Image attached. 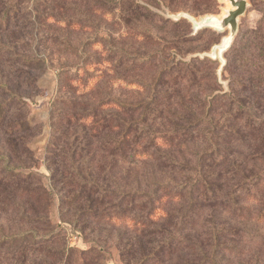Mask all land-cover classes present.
I'll return each mask as SVG.
<instances>
[{"label": "rangeland", "instance_id": "374dc122", "mask_svg": "<svg viewBox=\"0 0 264 264\" xmlns=\"http://www.w3.org/2000/svg\"><path fill=\"white\" fill-rule=\"evenodd\" d=\"M262 1L248 0L247 12L239 19L230 49L240 42V31L258 26L264 14ZM44 2L0 0V157L9 164L5 167L0 160V241L27 235L14 244L0 245V257H5L2 264H60V259L51 257L49 250H59L64 262L68 254L82 257L93 242L105 248L108 264H140L143 250L150 254L156 250L152 243L157 240L164 243L170 236L165 240L141 239L126 229L84 219L80 212L88 204L82 200L86 194L80 196L79 190L97 183L111 194L117 189L145 191L146 186L156 181L179 182L189 177L152 164L123 167L119 160L117 163L114 126H124L140 113L118 112L115 102L141 104L144 109L155 93L173 96L170 102L158 106L165 112V119L158 122L164 130L182 124L184 118L191 119L186 107L198 102L203 86L206 90L229 92V80L223 69L230 49L221 55L218 50L229 30L222 33L196 26L207 18H222L232 7L228 0H215L214 14L194 15L172 9L181 7L180 4L166 7L164 2L124 0L118 8L96 14L91 0L73 5L75 13L53 12ZM187 5L204 7L206 2L196 0ZM4 14L8 18L6 15L3 18ZM181 20L190 24L189 36L195 40H178L169 50L166 40L185 31L184 24L172 25ZM75 22L82 28L71 26ZM187 50L193 57H209L217 62L198 67L196 77L200 84L195 88L189 80L183 85L175 80L180 78L177 73L184 74L185 63L192 59L191 55L182 54ZM167 61L179 65L174 75L167 71ZM241 94L249 105L252 99L242 93V88ZM259 94L256 101L263 109L264 91ZM178 95L186 96L185 112L178 108L179 99H175ZM258 115L263 120L264 110ZM102 118L109 120L108 127L96 125ZM253 145L248 143L237 158L244 169L258 172L264 169V142L257 147ZM255 154L260 160L256 161ZM187 162L183 159L184 164ZM8 168L25 175L13 178ZM115 201L110 196L95 203H99L100 213L110 214L115 211ZM188 208L175 205L171 209L173 214H185ZM221 211L224 212L222 205L205 207L198 218L199 232L190 231L189 239L197 244L209 242L201 227L214 217L220 226L237 228L240 234L235 240L223 241L236 248L224 255L221 264H264V221L254 218L264 212V203L254 205L251 217L242 223L232 221ZM171 232L175 239L180 238L176 230ZM54 233L58 235L51 241L34 242L33 237ZM62 251L68 254H61ZM94 257H88L84 263L79 258L78 264L104 263L103 257L98 260ZM200 261L194 253L180 252L167 255L163 264H200Z\"/></svg>", "mask_w": 264, "mask_h": 264}, {"label": "trees", "instance_id": "16d2710c", "mask_svg": "<svg viewBox=\"0 0 264 264\" xmlns=\"http://www.w3.org/2000/svg\"><path fill=\"white\" fill-rule=\"evenodd\" d=\"M43 1V0H37ZM44 4L50 5L51 11L67 13L74 10L73 5L83 4L87 0H44ZM93 11L96 14L102 11H110L124 0H91ZM161 2L166 7L180 4L181 7L172 9L188 12L194 15L214 14L216 11L215 0H205L204 7H188L190 1L196 0H151ZM263 2V1H262ZM69 3V4H68ZM264 3V2H263ZM74 10L73 13H75ZM6 14L3 15V18ZM103 15V14H102ZM52 17V16H51ZM6 18L8 16L6 15ZM168 23V20L165 21ZM184 24L185 31L176 34L173 39L166 40L167 49H173L174 43L190 42L195 38L190 37L192 33L188 22H173L172 25ZM81 29L78 22L71 26ZM210 32V31H209ZM240 42H235L230 50L226 52L227 62L223 69V74L229 80V92H219L213 88L200 92L198 102L193 103V107H186L190 118H184L182 124L162 130L158 122L164 120L165 112L158 108L159 105L171 101V95L167 93H155L150 100L143 105L124 103L120 100L115 102L118 112H133L139 114L132 118L124 126H114L117 130L114 140V153L121 162L120 166L132 164L136 167L140 165L160 166L164 171H172L177 174L189 176L182 181H156L145 189L132 190L130 192L120 189L113 194L108 193L98 185H88L89 188L81 187L79 195L85 193L82 200L86 201L88 207L80 213L85 215L84 219L94 220L97 224H106L114 228L126 229L128 232L141 239L164 238L170 236L166 242L158 240L153 244L156 250L148 254L143 250L142 261L140 264H150L156 262L163 264L166 262L167 255L174 253H194L202 259L200 264H221L224 255L232 252L233 245L223 242L225 239L235 240L240 237L239 229L233 227L220 226L210 217L202 225L203 234L208 235L209 242L197 244L189 239L190 231L198 233V218L201 217L205 207L223 206V210L231 217L232 221L242 223L252 215L253 206L264 203V169L256 172L244 169V164L237 158V154L248 143H253L254 147L264 142V119H260L258 113L260 102H257L260 90L264 91V14L258 21V26L246 32H241ZM171 46V47H170ZM166 49V48H165ZM183 55H191L192 59L185 63L184 74L179 75L175 68L179 66L174 61H167V71L170 75H177L175 80L181 85L190 81L192 88L199 86L196 77L199 66L207 64H217L209 57H193L192 52H182ZM110 58H106L108 64H112ZM182 63V62H181ZM184 64V63H182ZM182 66V65H180ZM172 71V72H171ZM183 71V69H181ZM218 85L217 78H212ZM247 94L252 99L249 105L244 100ZM209 91V93H208ZM179 99L178 108L184 110L186 100L185 95L175 96ZM175 105H178L177 103ZM181 107V108H180ZM222 110L224 112H222ZM174 112V115H179ZM263 117V116H262ZM109 121V120H108ZM108 121L102 118L96 125L101 128L106 127ZM108 127V126H107ZM192 145V147H191ZM178 154L173 155L174 153ZM188 155L191 158H188ZM257 155V154H255ZM187 160V163H183ZM256 161L260 160L259 155L255 156ZM5 167H9L7 159L0 157ZM193 161V164H192ZM255 165V164H254ZM13 178L19 179L25 173L8 168ZM101 179V178H99ZM102 180V179H101ZM104 181V180H102ZM84 185V184H83ZM114 197V213H100L98 202L102 199ZM98 201L95 203L96 200ZM175 205H187L189 208L185 214H173L172 207ZM96 207L95 212L92 211ZM221 211V213H224ZM255 220L264 221V212L254 216ZM200 219V218H199ZM176 230L180 238L175 239L171 230ZM187 233L188 236H184ZM57 233L50 234L43 238L33 237L36 240L44 239L51 241ZM165 235V236H164ZM27 235L4 238L0 241L3 246L6 243L14 244L19 239ZM233 246V247H232ZM52 251V253H50ZM63 252V251H62ZM51 257L60 259V264H78L79 258L84 263L88 257L94 255L93 259L102 258L107 263L108 254L105 248L98 243H92L88 251H83L82 257L68 253L63 262L60 251L49 250ZM2 254V252H1ZM100 256V258H98ZM8 257V256H6ZM0 257V264L3 259ZM81 262V263H82ZM194 264V263H182Z\"/></svg>", "mask_w": 264, "mask_h": 264}, {"label": "water", "instance_id": "95a60500", "mask_svg": "<svg viewBox=\"0 0 264 264\" xmlns=\"http://www.w3.org/2000/svg\"><path fill=\"white\" fill-rule=\"evenodd\" d=\"M228 2L232 8L226 11L225 16L207 18L196 26V29L212 28L222 33L229 30V36L225 37L222 45L218 47L220 55L230 49L239 29V19L248 9V0H228Z\"/></svg>", "mask_w": 264, "mask_h": 264}]
</instances>
